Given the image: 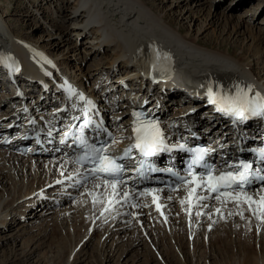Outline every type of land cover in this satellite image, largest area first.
Here are the masks:
<instances>
[{"label":"bare ground","instance_id":"bare-ground-1","mask_svg":"<svg viewBox=\"0 0 264 264\" xmlns=\"http://www.w3.org/2000/svg\"><path fill=\"white\" fill-rule=\"evenodd\" d=\"M49 1L51 0L47 2ZM176 1L178 0H175L174 7L188 6V10L183 8L179 12L178 15H180L181 19L194 18V14L197 17V15L201 14V11H206L205 20L203 19L204 21L200 23L199 30L205 24L214 26V30L211 32L217 31L221 27V30H219L220 34L214 37V41L205 42V44L200 40L199 35H183L179 27L174 28L169 26L168 23L160 21L159 14L161 13L157 14L154 11L155 8L147 0H53L47 7V12H45L51 14L49 18L52 20L50 23L51 39L42 46L21 37L19 38L17 35L15 36L11 32L9 25L6 36L1 29V24L4 23L0 17V56L3 58L9 57L12 68L14 64H19L22 69L19 74H14L10 71H4L0 67V84H3L4 88L8 89V91H2L6 93H2L0 96V109L3 106L6 108L4 112L0 110V117L6 115L8 118H15L17 109L23 112L28 110L35 111V108L44 109L46 107L45 102H47L46 97L49 91L57 86H53L51 84L52 79L42 74L41 68L45 64L48 65L46 68L55 71V76L60 70L65 71L75 79L79 86H83L85 85L82 82L84 68L80 65V62L87 57L97 60L96 64L100 63L103 65L97 66L96 69L103 75H98L101 77L100 82L99 80H92L93 84L89 85V92L92 94L96 92L93 86L97 83L100 88H104L101 91V95L104 94L105 97H109V92L112 91L118 77L128 72L138 73L135 71L136 67L130 64L131 61H134L136 65H141V67H151L153 49L169 54L171 60L166 62L167 66H170L172 70L181 66L178 69L190 73L191 78H189V81L192 84L201 80L207 81L210 78H219L224 85H239L246 90V86H251V92L263 93L264 80L260 76L264 72H261L260 76L256 77L250 69L252 63L248 58L232 54V52H246L248 48H251L250 50L254 51L250 53L251 56L258 57V61H260V50H263L262 46L264 45V27L259 26L257 30L253 31V28L246 23L245 13L250 15L252 10L247 9L240 15L230 17L223 15L221 11L218 12L216 10L218 3L212 4L211 0H186L189 2L193 1L192 7L194 9L189 6L190 3L183 4ZM219 1L225 4V8L235 10L248 0ZM256 6L261 11L264 7V0H256L244 8ZM38 7L45 9L43 4L42 6L39 4ZM67 7H70L71 12H65ZM168 10L170 12L173 11L171 8ZM187 12L188 14L185 15ZM173 13L175 11L171 12V14ZM33 15L35 18L39 14L33 11ZM40 15L45 18L49 17L45 16L44 13H40ZM56 18L59 20H56ZM229 24L230 26L232 25L231 30H228ZM225 34L228 37L223 38ZM72 37H74V42L69 45ZM81 37H86L85 44L80 42L81 44L77 45L76 42ZM229 37L235 38L234 43L229 42L230 45L222 47L224 45L223 41H228ZM247 42H250L248 43L249 47H247ZM200 45L206 49L199 47ZM70 47L76 48L75 54L82 53L76 57L78 64L75 66V71L69 70L67 62L62 60V50L67 51ZM229 47L234 48L231 50ZM218 50L222 52H218ZM105 51H110V54L106 56L107 53ZM223 51L229 52L224 53ZM104 53L106 54L103 55ZM117 61H119L118 67L113 66V63ZM123 69L125 72L118 73L113 77V71ZM33 78L44 79L46 83L51 84L44 89L43 86L45 84L38 82V91H41V97L29 93L24 94L20 98L17 95H13L11 85L9 87L7 85L9 81L14 80L16 85L24 82L33 87L34 82L30 84L34 80ZM132 80L136 88L138 86L142 87V82H136L134 77ZM127 84L131 83L127 81ZM118 86L119 84H117ZM175 91L178 92L179 90ZM31 92L34 91L32 90ZM144 93L145 91L143 90ZM173 96L180 98L181 95L175 93ZM21 99L26 102V105L21 106L20 103L14 105V102ZM33 99H36L34 107H29ZM183 101V105L178 102L181 105L180 109H176L174 113L171 111V115L179 116L184 111L183 109L191 103L188 94H185ZM195 101L198 103L197 100ZM119 106L120 108L127 106V101L119 103ZM103 108L107 112L110 111V107L105 104ZM192 117H196L195 122L199 128L208 125L197 113H194ZM120 124L124 125V120H121ZM209 124L214 126L213 123ZM219 131V127H213L214 133ZM50 167V163H45V166L42 167V163L38 161L28 163L27 160L18 159L16 156L8 157L0 153V232L4 230V225L7 228L12 227L10 230H15L13 234L0 233V236L6 237L5 239H7V235L16 237L19 235L18 232L25 228V223H21L22 221H27L26 224L34 223L37 219L44 216V218L40 219L44 220V222L51 217V220L47 221L44 231H47L48 227L56 228L61 226L63 228L67 227L66 225H70L74 226V229L78 228V236L80 235L79 230L82 228L84 230L82 235L79 236L77 244L82 241V238H84V243L81 242L77 250L74 249V244L69 248L70 254L68 259L66 257L65 264H78L83 261L87 262V264H95L96 261L94 260L97 258L100 259V264H125L131 257L133 260L143 258L144 262L140 263L141 259H139L138 264H161L160 261L162 260L166 264H264V212L260 215V208L255 210V214L252 211L250 213L245 210L234 212L226 210L221 212L215 221L207 216H203L199 221L197 218H192L190 231L187 230L183 215H180L177 211L173 212L168 228L164 227L154 217L151 220L150 216L142 217L141 225H137L136 221L130 218L115 217L112 214L96 218L102 199L92 203L90 197L79 198L64 204L60 208H53L48 205L47 200H37L35 196H32L34 189L42 187L55 177L54 174H51ZM29 203H35L36 205L32 208V216L29 214L26 218L20 219L18 215L20 214V217H22L23 214L16 212L17 207H22L20 210L23 212V208ZM38 206L41 207L38 209ZM30 207H33V205H30ZM12 209L13 211L15 210L14 217L12 216L15 218V224H12L11 221L6 224L5 221ZM50 213H52L51 216L48 215ZM250 222H252L253 227L250 225V228H248ZM27 228L29 230L34 229L33 225ZM74 229L71 228V231ZM97 229L99 232H96V247L87 252L86 246L89 243L86 242L92 236L86 241L85 237H88L90 232ZM248 230L250 233L252 231L251 235ZM70 235H72V232ZM43 236L45 237V234ZM124 237H126L127 241L121 243ZM251 237L253 239L250 241ZM233 239L234 241H232ZM28 240L21 256L24 264H29L25 260L29 258L28 255H31L36 248H46V245L37 238L35 239L33 235ZM36 242L35 250L31 249ZM252 242L253 244H251ZM50 244H48L49 247ZM84 244L85 246H83ZM53 245L51 244V247ZM189 247L191 250H189ZM70 249L73 250L70 251ZM111 249L116 252L113 253ZM126 250L127 252H125ZM129 252L132 254L127 256ZM72 255L74 256L71 260ZM54 256H56L57 261L61 259L59 253H55ZM40 264H46V262L44 261L43 263L41 260Z\"/></svg>","mask_w":264,"mask_h":264},{"label":"rangeland","instance_id":"rangeland-1","mask_svg":"<svg viewBox=\"0 0 264 264\" xmlns=\"http://www.w3.org/2000/svg\"><path fill=\"white\" fill-rule=\"evenodd\" d=\"M47 1L48 0H0V17L2 19V22L4 23V24H1V29L4 32V34H6V36H7V28H8V25H9L11 32L15 36L17 35V37H19V38L21 37L22 39L29 40V41H31L33 43H36V44H39L41 46L46 41L50 40L51 39V34H50L51 33V28H50L51 24L50 23H51L52 20H50L49 18H50L51 14L45 13V12H47V9H48L47 7L49 6L50 2H53V0H51L49 2H47ZM147 1L155 8L154 11L157 14L161 13V14H159L160 15V21L168 23L169 26L174 27V28H178L179 27V30H181L183 35H186V34L188 36H189V34L190 35L191 34L199 35L200 36L199 37L200 40L205 43V42L214 41L215 40L214 37L216 35L220 34L219 30H221L220 29L221 27L218 28L219 30L216 29L217 31L211 32L212 30H214V26H208L206 24L204 25L205 27L203 26V28H201V30H199L200 29L199 26H201L200 23H202V21L205 20L204 16H205L206 11H204V12L201 11L200 12L201 14L197 15L198 18L194 14V18L193 17H189L188 19H186V18L185 19H181L180 15H178L179 12L181 10H183V8L185 10H188V8H187L188 6H185V7L184 6L183 7H174L175 0H147ZM189 1L178 0L176 2H182L183 4L190 3L191 5L189 4V6H191V8L194 9V7H192L193 6V1H191V2H189ZM254 1H256V0H248L245 4H242L241 6L237 7L235 10H230L229 8H225V4L223 2H221V1H219V0H211V3L212 4L218 3V5L216 7V10L218 12L221 11L223 15L230 16V17L234 16V15H240L243 12H245L247 9L248 10L249 9L252 10V14L249 15V14L245 13V17L244 18L246 20V23L249 24L251 26V28H253V31H254V30H257V28L260 26V24L264 23V22H260L261 20L264 21V7L262 8L261 11L259 10V7H257V6L256 7H252V8H244V7H246L247 5L251 4ZM171 3H173V4H171ZM39 4L41 6L43 4V7H45V9H43L41 7H38ZM35 6H37V7L34 8ZM68 6H70V5H68ZM169 8H171L173 10L171 12L175 11V13L171 14V12L168 10ZM33 11L37 12V14H39L35 18L33 17L34 16L33 15ZM160 11H163V12H160ZM65 12L66 13L71 12L70 11V7H67V10ZM40 13H44L45 16H49V17L45 18L42 15H40ZM187 14H188V12L185 15H187ZM255 16L257 18L256 20H255V18L253 19V17H255ZM56 20H59V19L56 18ZM48 21H49V23H48ZM7 23H9V24H7ZM55 23H57V22H55ZM262 25H264V24H262ZM206 26H208V27H206ZM229 26H230V24H229ZM227 27H228V25H227ZM231 27H232V25L229 27V29L228 28H226V29L231 30ZM224 37H228V35L225 34V35H223V38ZM234 40H235V38L229 37L228 41L227 40L223 41L224 45L222 47H224L226 45L228 46V45H230V43H234L233 42ZM85 41H86V37H83V38L81 37V38H79V41H77L76 43H77V45H80L81 44L80 42H84V44H85ZM219 41H220V38H219ZM73 42H74V37H72L71 43L69 45H72ZM248 43H250V42H247V47H249ZM85 46H87V45H85ZM199 47H201L203 49H206L205 47H203L201 45ZM62 48H64V47H62ZM233 48L234 47H229V49H231V50H233ZM248 49H247L246 52H232V54L235 55V56H243V57L248 58V60H250V62L252 63L251 66H250L251 71L253 72V74L256 77H259L261 72H264V69H263V67H264V65H263L264 64V45L262 46L263 50H260V56H261L260 57V61H258V57H252L250 53H252L254 51L250 50L251 48H248ZM75 50H76V48H73V47L68 48L67 51L62 50V53H63L62 60L67 62V67L69 68V70H74V71L76 70L75 66L78 64V60H77L76 57H78L79 55L82 54V53L75 54L76 53ZM58 52H60V51H58ZM105 52L107 54L104 53L103 55L106 54V56H107L108 54H110V51H105ZM218 52H222V51L218 50ZM223 52L224 53H228L229 51H223ZM96 61L87 57V58H85V60L80 62V65H82L83 68H84L83 69L84 73L82 74V77H83L82 78V82H83V84H85V81H88V80H91L90 84H93L92 80H94V79L96 81L99 80V82H100V79H101L100 76H102L103 73H99V70L96 69V67L99 66V65L102 66L103 64H100V63L96 64ZM118 64H119V61L114 62L113 66H117L118 67ZM86 68H88V69L86 70ZM178 68L180 69L181 66L178 67ZM123 72H125L124 69L123 70H115V71H113L112 75L113 74H118V73L121 74ZM224 73L230 74V73H227V72H224ZM98 75H100V76H98ZM231 75H233V74H231ZM96 77H98V78H96ZM260 77H261V79L264 80V73H262ZM30 84H33V80L30 82ZM96 84L97 83H95V85ZM0 90L1 91H8L7 88H4L3 84H0ZM10 91H9V93H11ZM262 91H264V86L262 88ZM4 93H6V92H4ZM188 102H189V100H188ZM173 104L174 103H172L171 106ZM177 104H178L179 107L181 106L179 103H177ZM6 106H8V104H6ZM179 107H176V104H175V107L174 106L171 107L172 110H170V112L172 111L174 113L176 111V109H180ZM168 111H169V108H168ZM70 202L71 201H69L67 203H70ZM30 205H33V207H30ZM35 206H36L35 203H29L28 205H26L25 208H23L24 209L23 212H21L22 210H20L21 208H18V207H20V206H18L16 212L18 211V213H22L23 214L22 217L26 218L27 215H29V214H31L33 212L32 208H34ZM40 207L38 206V209ZM27 209L30 210V211L25 212V210H27ZM12 211H13V209L11 210V213L8 215L7 220L5 221L6 224H8V221H11L12 224H15V221H14L15 218H13L15 210L13 212ZM51 214L52 213H50L48 215L51 216ZM18 216L21 219L20 214ZM41 218H44V216H42ZM41 218L37 219L34 223H28V224H26L27 221H22L21 223H23V222L25 223V225H24L25 228H22L21 231L18 232L19 235L16 236V237H13L12 235H11V237H9L7 235V239H5L6 237L0 236V264H24L23 261H22L23 259L21 257L22 256V251L25 248L26 242L29 241L28 238H31L32 235L35 237V239L37 238L40 242H42L44 245H46V248H48L49 250L46 249V248L42 249V247H40L39 249L36 248V250H35V244H37V242L34 243V245H32V247H31V249L33 248V250H35V251L33 253H31V255H28L29 258L27 260H25L29 264H40L41 260L43 261V263L45 261L46 264H65L66 263L65 262L66 257L68 259V257H69L68 255L70 254L69 253V248L74 244L73 247H74L75 250H77V248L80 247L81 242L84 243V238H82V241L79 242L80 245L77 244L78 240H79V236H81L83 231H84L83 228L79 230L80 235H78V236H77L78 228H75L76 229L75 230L74 226L72 227L70 225H66L67 227H63V228L61 226L60 227H56V228L50 227L51 229L53 228L52 230L48 227L47 231L46 230L44 231V229H45L44 227H45V225H47L46 224L47 221L51 220V217L46 219L45 222H44V220H40ZM45 218H47V217H45ZM30 224L33 225L34 229H32V230L30 229L29 230L27 228V227L31 226ZM39 225H41V226H39ZM250 225H251V227H253L252 222H250L248 228H250ZM6 228H7V226L4 225V228H3L4 230H1L0 233H2V234H13L15 232V230H12V229L10 230V228H12V227H9L7 229ZM71 228L74 229V230L71 231ZM66 229L67 230L69 229V230L67 231ZM24 230L25 231L27 230V232H25ZM70 231L72 232V235H70V233H71ZM97 231H98V229L93 231V232H90L89 236L86 238V240H88L92 236V238L89 241L86 242V243H89L86 246L87 252L91 251L94 247H96V234H97L96 232ZM73 232H74V234H73ZM248 233H250L249 230H248ZM38 234H40L39 235L40 237L38 236ZM44 234H45V237L44 236L42 237V235H44ZM251 234H252V231H251L250 235ZM74 235H75V237H74ZM50 236H52V237H50ZM50 238H53V239H50ZM252 239L253 238L251 237L250 241ZM44 240H45V242H44ZM49 241H50V243L52 245L54 244L52 247H51V244L48 243ZM126 241H127V239H126V237H124V239H122L121 243H124ZM232 241H234V239ZM48 244H50V247L48 246ZM85 244L83 246H85ZM251 244H253V242ZM60 245H62L63 247L60 246ZM27 248H29V247H27ZM51 250H52V252H51ZM53 250H57V251H53ZM71 250H73V249H70V251ZM139 250H140V248L138 249V252H139ZM189 250H191L190 247H189ZM115 252L116 251H113V253H115ZM125 252H127V250ZM55 253H59L60 254V257H61L60 260H58V261L56 260V256H54ZM131 254L132 253L129 252L127 254V256L131 255ZM73 256L74 255L71 256V258H70L71 260L73 259ZM95 256L97 257V255H95ZM139 259H141V258H136V259L133 260V258L131 257V259L129 261H127V263H125V264H131V262H132V264H138L139 263L138 262ZM94 261H96L95 264H100V259L99 258L95 259ZM142 262H144L143 258L141 259L140 263H142ZM160 263L161 264H166V263L163 262V260L160 261ZM78 264H87V262L83 261V262H80Z\"/></svg>","mask_w":264,"mask_h":264},{"label":"snow or ice","instance_id":"snow-or-ice-1","mask_svg":"<svg viewBox=\"0 0 264 264\" xmlns=\"http://www.w3.org/2000/svg\"><path fill=\"white\" fill-rule=\"evenodd\" d=\"M3 57L0 56V62H3ZM171 60V57L167 53H161L157 49H153V59L151 61V69L158 73H163L168 70L167 63ZM247 90L241 88L239 85H233L231 88L225 87L223 93L214 92L213 88L209 86L208 102L216 106L218 112H222L225 115L235 117V120L246 121L249 116L264 118V96L260 93H255L252 97H249L251 92V86H246ZM71 92V89H69ZM80 99L84 100L83 95H80ZM91 104V101H88ZM133 116L136 118L133 122V136L134 143L130 144L124 149V157H112L107 154L108 148L106 142H102L99 146L96 144H89L85 138H80V147L83 149L84 154L81 155L77 163H91L93 166L90 169L89 175L96 178L98 174H103L105 177H110L111 180L105 179V184L111 183L115 189L117 180L122 176L126 170L125 166L121 163H117V159L130 158L132 149L138 150L142 157H153L160 152L170 151L171 149L165 143L164 133L161 130L159 123L156 120L147 118L146 114L133 112ZM90 123L86 121L85 127ZM102 127V125H97ZM110 135V134H109ZM184 149V145L179 146ZM188 152L192 153L191 163L189 165V176L195 179V175L192 172V167L200 165L204 172L200 174V179H207L208 183L201 186L196 185V188H200L202 191L207 188L211 193H216L213 199H220L222 196L230 199H236L231 192L222 191V189H231L233 192L239 190L243 192L246 188L250 187L254 180L264 181V175H256L251 173V164L241 161L239 165L234 166L236 171H228L221 173L218 176L213 175V169L205 161V150L201 148H189ZM261 156L264 157V152H261ZM144 161H141L143 166ZM156 171V169H150ZM261 171H264L262 169ZM175 175V173H174ZM188 183V181H184ZM99 187V185H97ZM196 188L191 189V192H195ZM119 194V193H117ZM143 193H141L142 195ZM128 193H123V197L126 199ZM208 196L198 197V199H208ZM264 203V197L261 198ZM251 203V198H249ZM183 203V201H181ZM219 211V209H217ZM255 214V210H254Z\"/></svg>","mask_w":264,"mask_h":264}]
</instances>
